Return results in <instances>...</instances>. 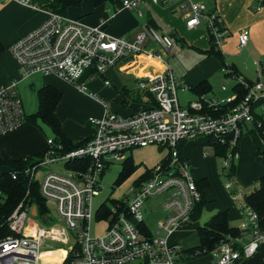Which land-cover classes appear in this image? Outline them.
I'll use <instances>...</instances> for the list:
<instances>
[{
  "label": "built area",
  "instance_id": "built-area-1",
  "mask_svg": "<svg viewBox=\"0 0 264 264\" xmlns=\"http://www.w3.org/2000/svg\"><path fill=\"white\" fill-rule=\"evenodd\" d=\"M3 1L10 0H0ZM15 1L28 3V0ZM146 2L183 9L185 28L194 30L203 24L218 49L229 34L221 17L206 11L198 0H121L120 7L132 10ZM147 33L154 50L145 48V33H138L132 41L115 38L100 26L87 27L51 11L37 28L8 47L20 78L7 85L0 84V138L24 125L26 115L16 87L34 75L55 76L83 89L82 77L102 76L121 60L141 54L161 62L164 70L138 78L136 88L150 96L152 106L130 116H120L105 108L101 117L88 119L95 129L94 135L77 148L66 150L47 138L42 155L31 156L21 171L29 177V185L37 183L38 194L47 203L46 210L42 213L24 200L29 194L27 190L26 197L7 218L11 234L0 239V264H180L178 257L183 249L172 243L170 237L176 230L190 225L201 195L191 165L179 150L183 143L198 139H204L209 146L211 143L226 146L222 169L230 180L229 170L239 158L237 147L242 128L254 122V107L264 105V83L260 80L249 83L235 77L225 66L222 73L231 75L245 89L238 101L233 93L223 104L199 96L181 106L179 78L168 63L175 53L174 43L170 36L159 34L154 28H149ZM247 42L248 31L244 30L238 37V49ZM104 85L108 86L109 81L105 80ZM221 90H226L224 85ZM151 145L166 149L167 155L133 187L126 200L109 201L106 211L104 204L95 211L94 217L105 223L107 229L102 236H92L88 230L93 217L92 199L103 190L100 181L107 168L123 162L131 150ZM57 162L64 163V173L39 171L35 180L39 169ZM21 171L12 169L9 174L15 180ZM224 189L232 201L242 200L244 223L239 230L241 236L227 237L213 251L216 254L213 264H233L241 258L247 259L264 242V228L257 213L245 203L240 187L226 182ZM152 198H160L162 212L154 232L143 218L145 202ZM53 212L54 219L50 217ZM35 217L54 224L41 226L33 220ZM246 235L249 241L242 244L241 239ZM50 243H60L65 248H51ZM55 251L62 252L59 262L44 260L43 254Z\"/></svg>",
  "mask_w": 264,
  "mask_h": 264
},
{
  "label": "crops",
  "instance_id": "crops-1",
  "mask_svg": "<svg viewBox=\"0 0 264 264\" xmlns=\"http://www.w3.org/2000/svg\"><path fill=\"white\" fill-rule=\"evenodd\" d=\"M51 1L28 0L27 4H22L15 0L0 2L1 85H7L20 78L19 68L11 57L8 47L44 22L51 12L48 8ZM198 1L204 5L206 11L216 12L221 17L224 27L229 33L219 46L223 62L227 66H232L239 78L249 83L257 80L264 83V0H209L207 3L202 0ZM120 3L121 0H114L112 3L93 6L91 0H83L78 7H69L65 16L78 20L87 27L100 26L110 36L124 38L128 41L134 40L138 33H145L146 41L144 46L147 50H154L152 40L147 33L149 28H154L159 34L171 36L172 41L175 40L176 43H181V47L187 46V43L182 38V32L185 28V12L183 9H171L146 2L135 9L124 10L120 7ZM139 13L141 16L138 15ZM200 26L204 25L201 24ZM200 26L188 31H195ZM244 30L248 31V42L244 48L238 49V37ZM207 41L208 46L204 45V47L189 43V47L200 54V57L194 63L181 67V69L176 68L175 71L171 67L179 78L181 88H188H180V91H178V94H183L181 99L178 97L181 106H185L199 97L192 91V88L197 87L202 82H208L211 90L200 96L206 99H213L219 104H223L224 99L234 93L232 89L235 81L232 78V88L229 92L226 90L222 91L221 87H218V84H220L218 83V75L221 76L222 62L213 56L204 54V51L209 49L208 37ZM163 70L164 67L161 62L149 59L141 54L121 60L114 68L107 70L102 76H94L93 78L90 76L82 77L83 89H78L55 76L40 77H42V86H51L62 94L61 101L55 110V116L60 123L62 133L70 140L78 142L93 137L95 129L89 124L88 119L101 117L105 108L120 116H130L152 106L153 103L150 96L139 92L136 84L138 78L151 76ZM223 76L227 78L226 75L223 74ZM105 80L109 81L108 86L104 85ZM263 106L254 107V113L262 115L257 113V109ZM250 125L246 124L242 128V135L238 143L239 158L237 161L239 163L237 167L235 165L234 177L240 176V168L242 165L244 166L245 160L252 165H256L254 163L258 161L255 157V146L250 136L246 133L248 132L246 128ZM243 140L249 141L250 146L247 156L244 155L242 159L239 150ZM203 145L212 149L204 139H198L193 142L183 143L181 154L190 163L195 179L207 183V186L203 188L206 202L197 220L191 221L187 227L176 230L173 235L185 233L190 228H194L196 232V228L199 227L197 221L204 211H207L210 215L207 221L216 214L226 211L228 224L231 228L240 230L244 223L240 210L242 200L236 203L229 198L227 202L220 201L217 203L212 197H206V192L209 193L214 188L216 181L214 175L215 159L206 156L204 153H201L202 158L199 156L195 157L192 154L195 149L202 148ZM148 147L151 146L145 148ZM45 148L46 140H43L32 125H23L20 129L0 138V153L11 160L35 156L43 152ZM133 150L127 154V158L130 157L131 162ZM132 166L134 167L133 170L137 167L133 163ZM149 170L146 169L145 174L135 181L133 187L145 179ZM263 175L264 167L255 168L254 173L249 176L247 181L242 182L243 184L245 183L244 188L254 187ZM240 186L243 185L240 183ZM170 240L172 243H176L174 242V237ZM248 241L249 237L247 235L241 239L242 244ZM215 260L216 254L214 252L193 260L185 259L183 255L178 257L180 264H213ZM246 264H264V242L260 244L256 254L246 259Z\"/></svg>",
  "mask_w": 264,
  "mask_h": 264
},
{
  "label": "trees",
  "instance_id": "trees-1",
  "mask_svg": "<svg viewBox=\"0 0 264 264\" xmlns=\"http://www.w3.org/2000/svg\"><path fill=\"white\" fill-rule=\"evenodd\" d=\"M83 0H52L48 5V8L60 15H65L69 7H78ZM114 0H91L93 6H100L105 3H112ZM171 37V36H170ZM181 41V40H179ZM0 51L2 48L0 47ZM206 56H213L222 62V67H228L232 70V74L238 77V74L232 68V66H227L223 62V57L221 51L216 48L209 38V49L204 51ZM230 77L231 75H226ZM233 86V91L237 95L238 101L245 93V89L236 80ZM211 90L208 82H202L197 87L192 88V91L196 95L206 94ZM37 96V110L34 114L25 116L24 125L30 124L32 126L41 123L50 129L52 133V139L66 150H72L80 146L83 141L74 142L67 138L61 131L60 123L55 116V110L61 101L62 94L51 86H42L36 91ZM258 106V105H256ZM255 106V107H256ZM223 109L226 108L222 107ZM254 122L246 129V132L254 146H255V157L258 161L264 159V117L262 115H257L253 111ZM242 135V134H241ZM241 138V136H240ZM239 138V140H240ZM209 145V143H208ZM210 146L213 149L215 156L225 157L227 148L217 143H211ZM238 149V147H237ZM181 154V148L179 150ZM41 153L35 156H41ZM0 190L3 197L0 198V239L5 238L11 234L8 227L7 218L15 210L18 204L23 201L26 197V191H29L28 196L24 199L25 201L35 205L42 213L45 212L46 203L44 199L38 194V185L36 182H32L29 185V177L21 171L33 157H26L20 160H11L0 153ZM183 157V156H182ZM12 169H18L21 172L18 174L15 180L10 176V171ZM131 158L128 157L122 163V170L119 172L117 177V183L121 182L133 171ZM235 164H233L229 170V176H234ZM196 186L200 192L201 199L196 204L194 212L191 216V221L197 220L201 210L205 204V198L203 193V188L207 186L205 181H197ZM245 203L250 206L258 215L259 223L261 227L264 228V175L261 176L257 182V188L244 198ZM108 206L106 203L103 205V210L106 211ZM196 235L198 239V244L189 249H183L182 255L185 259H197L201 256H205L213 252L218 245L227 240V237L237 238L241 236V233L236 228H231L228 224L226 211L220 212L212 217L209 221L205 222L202 226L196 228ZM233 264H246V259L236 260Z\"/></svg>",
  "mask_w": 264,
  "mask_h": 264
},
{
  "label": "rangeland",
  "instance_id": "rangeland-1",
  "mask_svg": "<svg viewBox=\"0 0 264 264\" xmlns=\"http://www.w3.org/2000/svg\"><path fill=\"white\" fill-rule=\"evenodd\" d=\"M202 1L204 3H207L209 0H202ZM207 37L209 39L207 30L204 28V26H200L195 31H188L186 28L183 29L182 38L187 43V46L181 47V43L179 42L176 43L175 40H173L175 53L171 58L168 59V63L169 65L171 64L170 66L174 68V71L176 70V68L181 69V67L189 66L190 64L194 63L198 59V57H200V54L197 53V51L189 47V43L195 44L198 47H204V45L208 46ZM220 74L221 76L218 75V83H220L218 84V87L220 88L222 83V85L226 87V91L229 92L232 88L233 80L230 77L227 78L224 77L221 71ZM41 86H42V77H40V75L32 76L18 83L16 87V92L21 100L23 111L26 116L32 115L36 112L37 110L36 91ZM178 97H180L181 99V97H183V94L182 93L178 94ZM257 113L262 114L264 116V106L257 109ZM26 125H30V124H26ZM34 128H36V130L39 132V134L41 135L44 141L47 138L52 137V133L50 129L42 125L41 123H38L37 127L34 126ZM249 146H250L249 141L243 140L241 142L240 150H239L241 158L244 157V155L247 156ZM201 153H204L206 154V156L215 159L214 175L216 181L214 184V188H212L211 191H209V193L206 192V197L208 196L207 198L212 197V199H215V202L217 203L220 201L227 202L229 199V195L228 192L224 189V184L226 182H232L237 187L239 185L244 195L249 194L251 191L257 188V184L252 188L251 187L244 188L245 183L243 184L242 182L247 181L249 176H251L252 173H254L255 168L258 167L259 169L264 167V159L260 161H255L254 164H256L257 166L252 165L251 163H248L247 160H245L244 166L242 165V167L240 168V176L239 175H237V177L232 176L230 177L229 180L225 176L224 170L222 169L224 157L215 156L213 150L205 145H203L202 148L195 149L192 154L195 157L199 156L200 158H202ZM127 154H129V152ZM166 155H167L166 149H162L154 145H151V147L145 149L133 150L132 163L137 167L135 170L131 172V174H129L119 183H117V177L119 172L122 170L121 162H115L108 167V169L106 170L100 181L101 184L103 185V190L100 192L98 196H95L92 199L93 217L88 226L89 233L92 236L95 237L102 236L103 234H105L107 229V225L105 223L96 220V218L94 217L95 211L98 210L102 204L108 203L109 201L126 200L131 195L133 189L132 187L135 181L138 180L140 176L145 174L146 169H151L160 160H163ZM238 163H239L238 161L235 162L236 167L238 166ZM39 171L64 173V163L63 162L52 163L45 166L42 169H39L36 172L35 180L38 179ZM240 183L243 186H240ZM159 202H160V198L148 199L145 202V206L143 209L144 221L152 232H154L156 223L162 217V212L159 207ZM235 202L239 203V200ZM217 203H212V204H217ZM48 206H51V203H48ZM50 217L54 219L55 213L54 212L51 213ZM209 217L210 215L208 214V212L204 211L200 219L197 221V225L198 226L203 225V223L207 221ZM33 220L37 224L44 227L54 224V222L53 223L44 222L39 217H35L33 218ZM160 236L165 237L164 234H161ZM173 237H174V242L178 243L182 248L185 249L192 248L198 244V239L194 228H190L188 231L182 234L172 235L170 239H172ZM50 247L65 248V245L60 243H50ZM43 249L45 248L43 247L42 250Z\"/></svg>",
  "mask_w": 264,
  "mask_h": 264
},
{
  "label": "bare ground",
  "instance_id": "bare-ground-1",
  "mask_svg": "<svg viewBox=\"0 0 264 264\" xmlns=\"http://www.w3.org/2000/svg\"><path fill=\"white\" fill-rule=\"evenodd\" d=\"M44 260L59 262L61 260L62 252L55 251L53 253H45L42 255Z\"/></svg>",
  "mask_w": 264,
  "mask_h": 264
},
{
  "label": "water",
  "instance_id": "water-1",
  "mask_svg": "<svg viewBox=\"0 0 264 264\" xmlns=\"http://www.w3.org/2000/svg\"><path fill=\"white\" fill-rule=\"evenodd\" d=\"M33 214H34V210H33Z\"/></svg>",
  "mask_w": 264,
  "mask_h": 264
}]
</instances>
